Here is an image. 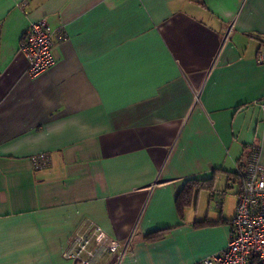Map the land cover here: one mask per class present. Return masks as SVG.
<instances>
[{"label": "crops", "instance_id": "crops-1", "mask_svg": "<svg viewBox=\"0 0 264 264\" xmlns=\"http://www.w3.org/2000/svg\"><path fill=\"white\" fill-rule=\"evenodd\" d=\"M38 19L56 62L29 79ZM262 50L264 0H0V264H74L89 221L122 250L97 264L222 251L252 149L264 166Z\"/></svg>", "mask_w": 264, "mask_h": 264}, {"label": "built area", "instance_id": "built-area-1", "mask_svg": "<svg viewBox=\"0 0 264 264\" xmlns=\"http://www.w3.org/2000/svg\"><path fill=\"white\" fill-rule=\"evenodd\" d=\"M58 36L64 37L63 30ZM55 47L56 35L44 19L28 24L18 51L26 60L29 79H36L55 65ZM257 61L264 63V50L258 54ZM257 105L264 113V98ZM49 164L50 157L45 153L31 158L34 170L45 169ZM239 177L241 187L225 248L193 264H264V166L259 163L257 150L250 151ZM121 252L116 240L89 221L83 231L70 236L63 257L74 264H97L104 254L117 259Z\"/></svg>", "mask_w": 264, "mask_h": 264}, {"label": "trees", "instance_id": "trees-1", "mask_svg": "<svg viewBox=\"0 0 264 264\" xmlns=\"http://www.w3.org/2000/svg\"><path fill=\"white\" fill-rule=\"evenodd\" d=\"M243 169V168H242ZM241 169V170H242ZM240 170V171H241ZM239 174V173H238ZM187 193H188V188L187 189H184L182 192H181V194H182V196L184 197V196H186L187 195Z\"/></svg>", "mask_w": 264, "mask_h": 264}]
</instances>
